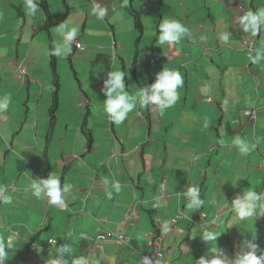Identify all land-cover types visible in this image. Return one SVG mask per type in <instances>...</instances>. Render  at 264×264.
I'll return each instance as SVG.
<instances>
[{
    "label": "crops",
    "instance_id": "1",
    "mask_svg": "<svg viewBox=\"0 0 264 264\" xmlns=\"http://www.w3.org/2000/svg\"><path fill=\"white\" fill-rule=\"evenodd\" d=\"M175 1L168 15L164 0L129 1L141 12L140 29L127 23L129 15L116 0H102L107 9L103 20L93 14L90 0H46L55 22L49 26L41 5L40 19L27 21L25 0H0V27L11 21L5 6L22 16L20 27L0 28V99L10 97L8 108L0 111L5 264L18 256L23 259L19 264H74L80 259L146 264L145 257L157 264H195L201 256L210 259L215 248L231 260L253 236L264 250V215L258 210L254 223L241 220L231 203L247 191L264 194V60H249L264 50V30L253 35L239 23L244 13L264 8V0ZM164 19L186 27L178 43L160 44ZM61 23L78 27L74 41L85 49L77 50L73 41L66 52L80 95L76 89L77 98L58 97L52 113V84L46 87L33 72L51 65L54 47L63 44L57 31ZM112 24L122 40L117 59ZM225 32L230 34L227 42L220 39ZM244 40L252 41V50H244ZM53 57L57 64L58 56ZM163 68L184 72L174 105L161 109L137 102L122 123L109 118L101 91L109 71H124L125 91L136 97ZM61 103H74L81 111V133L58 121ZM245 110H253L255 117H246ZM237 138L251 151L241 153ZM49 175L59 177L62 190L68 188L63 204L33 195V179ZM193 186L203 201L197 209L189 207L185 195ZM206 233L216 240L205 241ZM100 235L105 239L97 240ZM61 246L70 249L63 260ZM158 253L162 256L157 258Z\"/></svg>",
    "mask_w": 264,
    "mask_h": 264
},
{
    "label": "clouds",
    "instance_id": "2",
    "mask_svg": "<svg viewBox=\"0 0 264 264\" xmlns=\"http://www.w3.org/2000/svg\"><path fill=\"white\" fill-rule=\"evenodd\" d=\"M93 9V14L97 19L103 20L107 14V9L102 8V0L94 1L90 0ZM121 10H124L126 14L129 15L128 24L132 27L136 26V17L139 19V24H142L140 13L132 6L128 0H116ZM40 0H25V8L30 16H35L39 10ZM133 11L138 14L136 17L133 15ZM52 19V18H51ZM65 19V15L62 20ZM239 23L242 26L243 31L251 32L256 35L261 30H264V8L258 11H248L244 13L239 18ZM111 25V38H112V49H113V59L121 57L120 51L122 50V40L119 33H115ZM139 28V27H138ZM58 33L63 37V44H57L52 55L63 56L68 51V46L75 40L79 34L78 27L68 28L65 24L61 23L57 28ZM186 27L173 19H164L159 25V42L163 44H176L181 38L186 34ZM230 34L225 32L221 35L220 39L227 42L229 40ZM244 43H247L246 47ZM241 45L245 48L244 50H252V41L244 40ZM73 46L77 50H84L85 46L81 43L74 41ZM123 57V55H122ZM249 60L252 63H259L264 60V50H259L255 52V55H250ZM125 77L126 73L124 71H109L107 73V78L103 82V88L101 89L103 95L106 97L104 100V110L108 114L109 118L116 124L122 123L127 115L134 110L137 102L141 107H146L150 104L157 105L161 109L171 107L179 99V94L177 89L183 85V78L178 71L170 70L168 68H163L156 75L154 83L148 85L147 87L141 88L137 93L136 97H131L125 91ZM10 103V97L5 95L0 99V111L8 108ZM249 111L250 115H246L245 112ZM244 115L246 117H253V110H245ZM255 117V116H254ZM235 143L239 146L240 152L247 154L251 151V145L237 138ZM117 190H119V184L115 185ZM33 195L37 198L41 196H46L50 203L52 204H63V193L68 191L65 187L61 189V183L59 177L49 175L47 178L43 179H33ZM185 195L189 198V207L193 209L199 208L203 201L200 199V189L198 186H193L187 190ZM5 203L11 202L10 197L3 198ZM232 206L237 216L241 220L252 219L253 223L255 218H257V212L259 210V216L264 215V194L258 193L256 191H247L243 193L242 196H238L232 200ZM216 236L208 235L204 236V240H216ZM255 237L251 240L245 239L243 245L241 246V251L237 254L234 259L229 260L217 249H213V255L209 259L206 256H201L195 261V264H264V250L259 248V245L254 242ZM246 245L247 251H243V246ZM70 249L61 246L58 249L60 253L61 260H63V255L69 252ZM259 252V254H258ZM5 246L3 242H0V264H5ZM146 264H150L148 258L145 257ZM53 264H61L60 261H54ZM63 264H67V261H63ZM74 264H88L87 260L80 259L74 261Z\"/></svg>",
    "mask_w": 264,
    "mask_h": 264
},
{
    "label": "rangeland",
    "instance_id": "3",
    "mask_svg": "<svg viewBox=\"0 0 264 264\" xmlns=\"http://www.w3.org/2000/svg\"><path fill=\"white\" fill-rule=\"evenodd\" d=\"M142 2H144V0H140ZM176 4L177 2L175 0H164L162 9L164 11V13L166 15L168 14H173L172 9H170L172 4ZM24 14H25V19L28 20H32L33 18L36 20L40 19L42 10L41 8H39L38 12L35 14V16H30L25 8V5L23 6ZM2 10H7V13L9 15V19H11V21H9V23L2 25L0 28L1 29H6L8 27V25H14L16 27H20V21H21V17H16V13H15V9H11L8 6H5ZM20 11L22 12V9H20ZM255 12V11H254ZM33 19V20H34ZM39 23V21H37ZM3 39L6 41L7 39H5V35H2ZM50 39L48 38V43H49ZM126 43L128 40H125ZM16 41L14 42L13 45V52L16 54ZM126 49V48H125ZM123 51L124 54H126V51ZM19 52H23L25 51L24 46H20L18 48ZM123 54V55H124ZM2 51H0V56H2ZM125 57H127V59H129L130 56L124 55ZM59 63V64H58ZM56 69H57V73H58V81L60 84V91L58 93V97L59 100L61 98H68V99H72V98H77L75 97L76 94V89H77V93L80 95V89H79V83L77 82V79L74 76V72L73 70H71L69 68V58L67 56V53L63 56H58L57 59V64H56ZM20 72L22 75H26V71L23 68H20ZM51 65L50 63H48V65H44L41 66V69L34 71V75L40 77V80L42 83H44V85H46V87H50V85L52 84L53 81V75L51 73ZM183 80H184V72L180 73ZM25 84V83H22ZM180 88V87H179ZM25 95V94H24ZM75 104L72 103L70 106H68L67 104L61 103V107H59L57 109V118L58 121L62 124L63 127H65L66 124H70L71 129H78V131H81V126L83 124V120H80L79 117V113H81V111L75 109ZM74 133V132H72ZM81 133V132H80ZM75 135V134H74Z\"/></svg>",
    "mask_w": 264,
    "mask_h": 264
},
{
    "label": "trees",
    "instance_id": "4",
    "mask_svg": "<svg viewBox=\"0 0 264 264\" xmlns=\"http://www.w3.org/2000/svg\"><path fill=\"white\" fill-rule=\"evenodd\" d=\"M128 1H131V0H128ZM134 2L138 1V0H133ZM39 5H41V7H43L44 12H45V16H46V24L49 26V25H53L55 24V22L51 19L50 17V10L47 8V5H46V0H40V3ZM133 15L136 17L138 14H136L135 11H133ZM20 17V15H19ZM137 19L136 20V26L139 27L140 29H143V25H141V23L139 24V19L138 17H136ZM50 47L52 48V45H50ZM50 48V50H51ZM54 55L51 54V71H52V75H53V81H52V99H53V104H52V113L54 112V110L56 109V106H57V100H58V89H59V81H58V73H57V69H56V60L55 58L53 57ZM89 135V134H88ZM88 143H87V147L90 148L91 144H92V139L91 137L89 136L88 137ZM46 175V173H45ZM29 246V244L27 245V247ZM25 249L24 252L21 253L22 256H26V253H27V248ZM23 261V259H20L19 256L17 259H15L14 261H11V264H19Z\"/></svg>",
    "mask_w": 264,
    "mask_h": 264
},
{
    "label": "built area",
    "instance_id": "5",
    "mask_svg": "<svg viewBox=\"0 0 264 264\" xmlns=\"http://www.w3.org/2000/svg\"><path fill=\"white\" fill-rule=\"evenodd\" d=\"M244 45L247 47L248 46V44L247 43H244ZM245 114L246 115H250V112L249 111H247V112H245ZM205 215L204 214H202V217H204ZM102 239H105V237L103 236V235H100V236H98V238H97V240H102ZM122 239V238H121ZM49 243H51V244H55V241L54 240H49ZM32 248V247H31ZM34 248H32L31 250H33ZM162 255L161 254H157L156 255V257L158 258V257H161ZM150 264H157V263H155V261H154V259L153 260H150Z\"/></svg>",
    "mask_w": 264,
    "mask_h": 264
}]
</instances>
